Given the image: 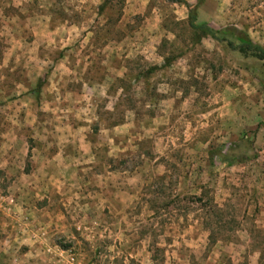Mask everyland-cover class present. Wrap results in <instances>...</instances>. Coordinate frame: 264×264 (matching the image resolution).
Returning <instances> with one entry per match:
<instances>
[{"label": "rangeland", "instance_id": "374dc122", "mask_svg": "<svg viewBox=\"0 0 264 264\" xmlns=\"http://www.w3.org/2000/svg\"><path fill=\"white\" fill-rule=\"evenodd\" d=\"M185 3L264 49V0H0V264H264V61Z\"/></svg>", "mask_w": 264, "mask_h": 264}, {"label": "trees", "instance_id": "16d2710c", "mask_svg": "<svg viewBox=\"0 0 264 264\" xmlns=\"http://www.w3.org/2000/svg\"><path fill=\"white\" fill-rule=\"evenodd\" d=\"M179 2V1H177ZM204 0H197V6H200ZM186 7L189 9L190 21L189 29L191 32L192 39L195 43L201 42L205 38H211L218 44H226L227 48L233 52L244 54L248 57H252L259 61H264V49L259 45L253 43L246 35L240 33L236 29L230 33L232 40H226L222 37L224 34H228L227 30H214L208 24L202 23L198 24L196 19V8L185 3ZM169 59H165L163 67L169 66ZM157 70L156 67H153L151 71Z\"/></svg>", "mask_w": 264, "mask_h": 264}]
</instances>
